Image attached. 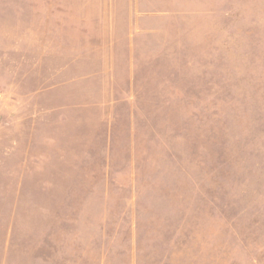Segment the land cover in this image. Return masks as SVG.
<instances>
[{
    "label": "rangeland",
    "instance_id": "rangeland-1",
    "mask_svg": "<svg viewBox=\"0 0 264 264\" xmlns=\"http://www.w3.org/2000/svg\"><path fill=\"white\" fill-rule=\"evenodd\" d=\"M0 264H264V0H0Z\"/></svg>",
    "mask_w": 264,
    "mask_h": 264
}]
</instances>
